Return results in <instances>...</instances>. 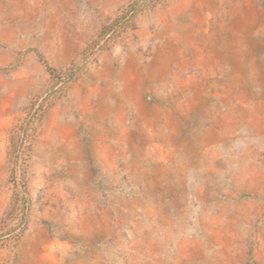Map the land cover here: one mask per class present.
Here are the masks:
<instances>
[{"label":"rangeland","instance_id":"374dc122","mask_svg":"<svg viewBox=\"0 0 264 264\" xmlns=\"http://www.w3.org/2000/svg\"><path fill=\"white\" fill-rule=\"evenodd\" d=\"M0 264H264V0H0Z\"/></svg>","mask_w":264,"mask_h":264}]
</instances>
